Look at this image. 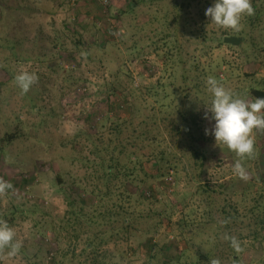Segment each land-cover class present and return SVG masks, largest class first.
Here are the masks:
<instances>
[{
    "label": "rangeland",
    "instance_id": "1",
    "mask_svg": "<svg viewBox=\"0 0 264 264\" xmlns=\"http://www.w3.org/2000/svg\"><path fill=\"white\" fill-rule=\"evenodd\" d=\"M139 1L141 4L135 13L119 18L121 11L131 8L132 0H0V63L7 67L4 72L0 66V180L12 185L0 193V220L14 216L11 228L16 240L22 243L15 255H10L8 249H0V264H54L56 256L64 264H91L84 258L74 257V250L79 254L86 242L85 239L79 243L74 240L70 213L74 207L91 214L100 200L91 193L96 185L102 186L103 172L93 164L97 159L93 154L95 143L100 137L97 134L106 137L110 134L109 128L115 120H108L111 113L122 119L135 114L139 116L137 120L150 114L154 99L147 89L159 83L170 85L176 74V82L181 83L180 66L173 68L172 62L165 66L164 58L156 52L155 32L160 25L153 22V17L160 12L161 5L158 0ZM210 1L213 5L214 0ZM251 4L264 8V0H251ZM202 8L195 4L190 9L196 26L207 22L208 42L200 46L201 41H187V59L200 63L197 73L190 72L189 85L192 88L195 76L198 77L201 99L209 97L206 101L209 102L212 94L206 81L218 76L220 80H217L224 87L242 97L245 90L264 82V22L248 28L249 35L245 38L234 35L236 30H226L230 33L228 37L242 41L235 47L217 46L211 43L215 38L213 34L225 29L210 20L204 21L200 15ZM241 27L242 22L239 29ZM124 33L126 36L121 38ZM105 39L115 40L116 46L108 45V53L102 54L96 49L86 51L92 40L101 43ZM78 45L81 48H77ZM136 45V50L144 51L143 57L125 64L128 76L123 74L117 81L121 64L117 49L126 54V48ZM6 46L13 47L16 58L21 61L14 59ZM221 64L224 69L210 73L211 67ZM21 71L38 76L27 93H23L15 81ZM247 74L252 75L247 77ZM114 83L121 85V90L113 97V102L111 99L107 103L105 97ZM195 92L189 107L195 103ZM133 94L138 97L134 98ZM202 107V131L205 132L206 128H212L214 121L210 122L211 113H208L209 119H205L208 110ZM89 115L93 117L88 119ZM9 134H16L17 138L2 145ZM254 135L255 154L242 161L250 176L247 181L233 172L239 159L236 154L226 146L219 147L214 136L207 135V150L222 156L211 161L207 186L215 190L218 200L229 207H238L243 217L262 193L264 131H255ZM149 170L156 173V168ZM122 183L123 178H116L113 185ZM152 184L157 197L155 203L120 199L117 194L125 189L119 186L115 188L114 200L120 201L130 213L166 210L171 221L164 219L158 232L149 235L154 238V247L149 253L139 246L142 238L134 237L130 243L118 246L110 243L103 247L100 255L106 251L108 256L103 262L195 264L214 249V256L210 254L212 259L203 264L215 261L264 264V238L254 246L252 239L241 240V236L249 234L248 219H243L247 222L242 221L231 232L226 230L217 208L210 213L207 201L198 195L197 184L188 172L180 170L175 185L163 180H153ZM215 219L218 221L214 222ZM229 237L240 241V251L228 245ZM66 250L69 257L63 259ZM234 255L239 258L238 263L232 262Z\"/></svg>",
    "mask_w": 264,
    "mask_h": 264
},
{
    "label": "trees",
    "instance_id": "2",
    "mask_svg": "<svg viewBox=\"0 0 264 264\" xmlns=\"http://www.w3.org/2000/svg\"><path fill=\"white\" fill-rule=\"evenodd\" d=\"M158 2L161 5L160 12H156L153 17V22L156 21L160 25V28L155 32L158 38L155 42L158 47L156 52L164 58L165 66L170 62H172L173 68L180 66L181 78L179 81L181 83L176 82L178 81L176 74L170 85L165 86L159 83L157 86L147 89V93L154 99L150 114L137 120L139 116L135 114H132L128 119H122L117 115L113 117L115 115L111 113L108 120H115L109 128L110 134L107 136L109 138L103 134H97L100 137L95 143L93 154L97 159L93 161V164L100 168V172H103L100 178L102 186L96 185L91 193L95 197L98 196L100 200L97 201L95 210L91 214L83 210L78 211L72 207L70 214L73 223L69 222L75 233L74 240L79 243L85 239L86 242L79 254H76L74 250V257L84 258L86 262L91 264H106L103 261L108 257L107 252L104 251V254L100 255L103 247L110 245V243L116 246L130 243L134 237L142 238L139 246L145 247L149 253L154 247V238L149 235L158 232L159 227L164 224V219H168L169 222L172 219L166 210L162 212L149 211L148 213L128 212L120 201L114 200L113 195L117 194L115 188L119 186V188L125 189V191L117 194L120 199L125 198L126 200L127 198L130 201L134 198L142 204L152 200L155 203L157 197L155 196V187L152 184L153 180H163L170 185H175V182L179 181L180 170L191 175V180L197 184V193L207 201L211 210L210 213L214 211L215 207L217 208L215 209L221 216V224L226 230L231 232L234 226H240L243 223V219H248V222L244 221V223L247 222L246 228L249 229V234L241 236V240L252 239L250 242L254 246L256 241H262L264 238V177L260 191L262 193L252 206L246 209L245 218L243 214L240 215L238 207H229L221 199L218 200L215 190L209 189L208 182H206L211 161L219 160L222 156L213 155L207 150L208 138L202 131L204 118L200 106H203L202 109L210 107L211 101L206 102L209 97L206 100L201 99L202 91L198 77L195 76L192 88L189 85V74L192 70L197 73L200 70V63L187 59L189 56L186 52V44L190 39H195L196 42L201 41L200 46L208 42L205 30L207 22L204 23V26L203 24L196 26L190 9L195 4L203 6L200 15H203L204 21H209L210 18L205 15V12L208 7L212 6V2L210 0H158ZM140 4L139 0H132L131 8L121 11L118 17L123 18L128 14L135 13ZM252 7L254 14L245 15L241 18L242 27L233 32L234 35L245 38L249 35L246 32L248 28H253L264 22V8L261 9L260 6L255 5ZM213 35L215 38H212L211 43H216L217 46L235 47L225 42L226 37L230 35L226 30ZM125 36L124 33L121 38ZM114 42L115 40L108 39L101 41V43L92 40L89 42L86 51L89 53L96 49L102 54L108 53V45L116 46ZM57 45L58 43L55 44V47ZM77 48H81V46L78 45ZM136 48L137 45L126 48V54L119 48L117 49L120 57L118 59L121 60L117 81L123 74L128 76V72L126 73L124 70L125 64L143 57L144 51L136 50ZM6 49H9L10 54L13 58L15 57L14 59L21 61V58H16L17 54H15L13 47L6 46ZM125 56L127 59L124 58ZM0 64L2 71L7 72L6 65ZM223 67L222 64L214 68L211 67L210 73H216V70L224 69ZM251 75L247 74V77ZM217 79H219L218 76ZM120 90L121 85L118 87L116 83L112 84L108 96L105 97L107 103L111 99L113 102V97ZM194 91H196V100H193L195 103L189 107L188 103L192 101L190 98L194 97ZM243 95V98L250 100H254L256 97H264V82L251 86L244 91ZM133 96L134 98L138 97L135 94ZM92 117L93 115H89L88 119ZM90 135V137L94 136L93 134ZM16 138V134H9L2 140V145L9 144ZM151 168H156L155 174L149 170ZM116 178H123V183L113 185ZM3 221H6L10 227L15 223L13 215ZM210 221H213L212 218ZM217 229H219L218 226ZM174 238L177 240L179 236L176 235ZM228 245L232 247L230 239H228ZM59 253L61 254V251ZM213 253H215L214 249L202 255L195 264L210 261L212 259L210 254L214 256ZM62 257L63 259L69 257V251L63 252ZM231 260L238 263L239 258L234 255L231 256ZM53 262L54 264H64L57 260V256Z\"/></svg>",
    "mask_w": 264,
    "mask_h": 264
},
{
    "label": "clouds",
    "instance_id": "3",
    "mask_svg": "<svg viewBox=\"0 0 264 264\" xmlns=\"http://www.w3.org/2000/svg\"><path fill=\"white\" fill-rule=\"evenodd\" d=\"M254 14L251 0H214V4L206 9L205 15L211 23L219 28L239 30L241 18ZM17 86L27 93L38 81L34 72L21 71L15 77ZM208 91L212 94L211 106L207 107L205 119L214 121L211 129H205L206 135L214 136L216 144L226 146L239 159L233 166V172L247 181L250 176L242 161L253 158L255 154V131H264V97L248 100L224 87L215 77L206 81ZM12 185L0 180V193L10 189ZM231 246L240 251V241L229 237ZM22 243L16 240V233L6 221L0 220V249H8L10 255L18 253ZM214 264H219L215 261Z\"/></svg>",
    "mask_w": 264,
    "mask_h": 264
},
{
    "label": "water",
    "instance_id": "4",
    "mask_svg": "<svg viewBox=\"0 0 264 264\" xmlns=\"http://www.w3.org/2000/svg\"><path fill=\"white\" fill-rule=\"evenodd\" d=\"M242 41L241 38H237V37H226L225 42L232 44V45H239L240 42Z\"/></svg>",
    "mask_w": 264,
    "mask_h": 264
},
{
    "label": "built area",
    "instance_id": "5",
    "mask_svg": "<svg viewBox=\"0 0 264 264\" xmlns=\"http://www.w3.org/2000/svg\"><path fill=\"white\" fill-rule=\"evenodd\" d=\"M171 179V178H170Z\"/></svg>",
    "mask_w": 264,
    "mask_h": 264
}]
</instances>
